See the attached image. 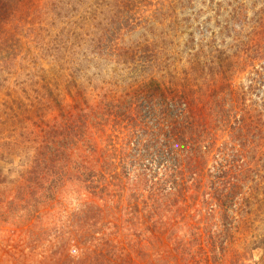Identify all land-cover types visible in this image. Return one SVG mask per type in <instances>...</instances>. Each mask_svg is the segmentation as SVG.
I'll use <instances>...</instances> for the list:
<instances>
[{"label":"trees","instance_id":"obj_1","mask_svg":"<svg viewBox=\"0 0 264 264\" xmlns=\"http://www.w3.org/2000/svg\"><path fill=\"white\" fill-rule=\"evenodd\" d=\"M90 1L89 10L85 9L76 18L77 0H0V59L9 58L14 64L21 54L30 75L31 63L41 73L31 76V80L15 77L14 86L20 94L14 97L8 88L11 76L2 70L0 92L6 88L11 91L6 103H19L24 109L30 103H39L45 110L49 104L55 110V120L64 121L61 125L57 120L56 128L59 125L66 134L51 143L53 152L57 144L61 150L75 148L68 156L60 153L63 158L55 159L66 162L67 172L69 167L84 168L92 163L105 167L106 173L112 171L108 175L110 180L121 182L122 176H128L137 165L138 171L142 170L136 175L137 180L148 175L152 194L163 197L177 194L179 203L182 194L191 193L189 199H195V192L203 185L213 190L208 202L212 212L219 206L218 201L224 204L222 210L239 206L238 212L255 213L264 221V198L258 195L264 173L258 175L259 171L251 165L253 157L264 158V53L253 54L264 49V43L254 48L259 39L264 40V0L261 5L259 0L252 3L249 10L256 19L250 24L246 21L249 10L245 13L249 5L241 0H236V4L225 5L219 0L207 4L209 10L216 11L215 15H225L227 24L241 28L231 45L214 44L212 59L205 60L198 52L194 32L185 36L186 53L165 56L160 50L162 46H155L156 39L122 50L118 46L107 48L104 28L101 39H96L98 32L94 33L86 22H83L84 30L81 27L82 31L75 30L72 36L58 32L54 38L70 58H62L53 65V57L50 59L44 52H51V47H45L39 55L33 37L44 42L42 31L46 27L53 29L55 24L69 22L76 25L78 19L85 20L94 11L91 6L99 7L101 2ZM169 18L165 22L155 18L157 26L162 28V44L168 41L165 36L177 32L180 23L174 14ZM84 42L90 44L87 48L92 50L90 54L86 52L82 58H73L74 48L82 51ZM93 58L97 60L94 71L89 66ZM110 58L119 62L118 65L114 67ZM207 62L212 64L209 70ZM253 63L258 69L253 74L258 77L251 78L249 74L243 80L241 75L248 68H254ZM44 64L53 65V74ZM102 64H106L105 69L99 67ZM180 64L185 67L181 68ZM98 89L104 101L99 112L82 110L78 101H67L89 94V90L94 97ZM10 120L28 125L24 129L6 127ZM0 123L9 134L5 135V145L19 148L37 143L36 139L28 138L32 129L26 119L16 117ZM78 150L80 156L75 153ZM99 152H102L100 157L93 156ZM123 153L131 154V164L119 170ZM246 185L253 190L250 194L256 201L254 209L247 204L245 207L240 199L234 202ZM202 197L203 201L209 200L203 194ZM250 223L253 225V221ZM221 244L224 245L222 241ZM257 250L264 251V234L255 237L247 252ZM243 258V254L236 252L232 260L234 264H245Z\"/></svg>","mask_w":264,"mask_h":264},{"label":"rangeland","instance_id":"obj_2","mask_svg":"<svg viewBox=\"0 0 264 264\" xmlns=\"http://www.w3.org/2000/svg\"><path fill=\"white\" fill-rule=\"evenodd\" d=\"M77 1L78 8L74 14L79 18L92 3L90 0ZM210 1L216 3L217 0H101L99 7L91 6L94 11L85 20L78 19L76 25L69 22L67 25L55 24L53 29L46 27V31H42L44 42L34 38L32 33L34 46L39 55L45 47H51V52H44L50 59L53 57V65L62 58H70V54L54 38L58 32L72 36L75 30H84L86 24L83 22H86L92 26L94 33L98 32L96 39H101V29L104 28L105 41L109 44L107 48L118 46V50H122L156 39L155 46L161 45L160 50L165 56L186 53L188 41L185 36L194 32V46L201 56L206 57L205 60L212 59L215 56L214 44L221 47L231 45L241 28L227 24L225 15H215V10H209L206 6L211 4ZM219 1L225 5L236 4V0ZM241 1L249 5L245 13L252 9L254 0ZM258 2L261 5V0ZM109 3L113 5L109 6ZM172 14L180 22L178 30L170 37L165 36L173 43L165 40L162 44V28L157 26L156 21H169ZM210 16L212 19L208 21ZM255 19L254 13L249 10L246 21L250 24ZM63 27H66L65 30ZM261 39L254 48L263 45L264 40ZM89 45L82 43V51L74 48L72 57L82 58L86 52L90 54ZM259 52L264 53V49L253 54ZM110 61L114 67L119 63L111 58ZM91 63L89 66L94 71L96 58ZM25 64L21 54L15 58L14 64L9 58L0 59V73L3 70L11 76L8 88L13 91L11 93L6 88L0 92V121L16 117L26 119L32 129L31 134L34 133L28 138L37 141L31 146L19 148L5 145L8 131L0 123V264H234L232 258L236 252L244 255L245 264H264V251L247 252L255 237L264 234V221H260L255 213L246 215V210L238 212L239 206L222 210L224 204L218 201L219 206L212 212L208 205L210 196L214 194L211 188L202 185L195 192V199H189L191 193L182 194L177 203V194H167L166 197L152 194L148 175L137 180L136 175L142 172L141 169L138 171L137 165L128 176H122L121 182L110 180L108 175L112 171L106 173L105 167L92 163L84 168L80 165L76 169L69 167L67 172L66 162L55 159L63 158L60 153L68 156L75 148L61 150L57 144L53 152L51 143L66 134L59 125L56 128L57 120L61 125L64 121L55 120V110H51L49 104L48 110H45L39 103H30L26 109L19 103H6L8 94L14 97L20 94L14 86L15 77L31 80L41 74L31 63L33 72L30 75L29 66L24 67ZM53 65L44 64V67L53 74ZM211 65L207 62L206 68L209 70ZM253 65L254 68H248L241 75L245 78L243 80L249 74L251 78L258 77L253 74L258 70L255 63ZM99 67L105 69L106 64ZM180 67L185 65L180 64ZM23 88L26 91V86ZM99 90L94 97L89 90V94L67 101H78L82 110L99 112L104 106ZM27 125L26 122L14 124L12 120L6 123V127L16 126L19 129ZM77 152L80 156V151ZM101 154L93 156L100 157ZM131 159V154L123 153L118 169L130 165ZM53 160L56 161L54 164ZM251 165L259 171L258 175H263L264 158L253 157ZM260 187L258 195L264 198V179ZM241 191L242 194L240 197L236 195L234 202L240 199L244 206L247 204L252 209L256 208V201L250 194L253 190L246 185ZM202 194L208 197L207 202L203 201Z\"/></svg>","mask_w":264,"mask_h":264}]
</instances>
